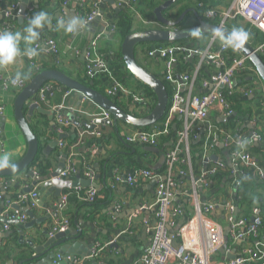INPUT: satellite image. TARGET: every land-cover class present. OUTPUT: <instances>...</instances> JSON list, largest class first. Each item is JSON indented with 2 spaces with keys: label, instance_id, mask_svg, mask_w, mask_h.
Listing matches in <instances>:
<instances>
[{
  "label": "built area",
  "instance_id": "obj_1",
  "mask_svg": "<svg viewBox=\"0 0 264 264\" xmlns=\"http://www.w3.org/2000/svg\"><path fill=\"white\" fill-rule=\"evenodd\" d=\"M95 0L93 8L84 16L87 24L102 16L100 2ZM135 0H116L118 7L130 6ZM66 4V2H65ZM17 7L12 5V9ZM10 17L11 11H5ZM82 15V14H81ZM217 15L214 9H208L206 16L213 18ZM222 26L237 18L249 22L256 29L264 34V0H232L230 5L218 13ZM111 33L115 32V25H108ZM6 28L0 29V31ZM40 54L33 59H29L32 69L36 68L38 58L44 54H59L60 48L54 37H48L43 43L37 42ZM97 39L90 42L84 56L86 61V72L90 78H95L98 74H106L110 78V84L107 86L106 94L109 97H132L130 101L133 107L140 111H147L141 107L145 99L136 94L132 88L117 80L113 75V69L107 59L101 58L97 51ZM257 51L264 52V43L256 47ZM230 47L226 40L217 34L210 35L206 44L202 47L195 45H177L158 43L147 49L148 58L161 59L164 62L162 76L171 86L170 103L161 125L153 126L150 129L138 128L127 137L131 143H142L144 146L158 147L160 138L168 136L171 133L173 125L176 124V140L165 151V168L167 174L161 175L152 168H142L135 172V175L122 177L119 174L115 176V183H128L134 185L140 180H153L155 187V222L151 220L144 221V229L150 234V241L144 248L142 258L139 264H264V238L260 236L262 226V216L260 209L255 207L252 210V216H238L236 210L238 206L231 196L225 203L228 210V234L225 233V227L212 220L209 214L216 211L220 205L211 198L202 200L201 190L207 189L212 184V177L219 169L230 167V175L235 185L240 184V179L248 177L249 171H254L256 177L264 179V167L253 156L251 148L256 143L262 142V135L255 129L257 117L252 118L253 131L250 137L246 138L239 135L232 129L225 128L221 130L219 126L210 123L209 114L215 107L219 106L224 117L229 121L237 117V110L231 101L233 93H241L236 82L237 74L242 72L252 73L250 61L246 55L240 53L237 56L229 54ZM182 56V57H180ZM190 63L185 66L186 70H181L180 63ZM12 77H3L0 72V118L6 114V105L2 101V92L8 89L21 91L28 80L22 78L16 85L11 83ZM198 78L199 84H198ZM245 87L243 94L252 95L254 89ZM56 84L48 82L42 86L38 95L34 98L38 103L46 102L53 96ZM69 91L67 92V94ZM86 97V96H84ZM88 98V97H87ZM54 123L58 124L57 131L63 135L64 127L70 124L67 112H75V108L68 106L65 102L53 106ZM77 112L92 117L93 123L98 119H111V114L103 108L99 113L90 114L86 111L77 110ZM149 113V112H148ZM227 121V122H228ZM179 123V124H178ZM224 133L225 144L231 146L230 166L225 160H209L218 144L219 135ZM100 135V131L90 132ZM84 134V133H83ZM4 127L0 125V153L6 152L3 143ZM203 139L201 146L200 164L202 167L195 172L192 163V142ZM246 139L247 146L240 149L237 146L238 140ZM65 146L63 141L59 143ZM73 162H66L65 167L60 171L59 178L67 180L75 174L76 168ZM185 166V169L180 168ZM86 176H93L94 171L87 167ZM37 175V172H35ZM188 176V188H180L176 180V175ZM69 180V179H68ZM77 194L87 203H93L98 197L99 191L96 187L89 189L79 188ZM25 196L30 201L32 208L38 207V192L33 190ZM185 195L193 204L194 214L177 229L178 221L183 214L179 206L175 204V197ZM23 195H19L20 200ZM68 204V198L62 196L57 209L53 212V223L49 230V235L53 236L58 232L66 231L71 225L72 220L65 214ZM8 219L18 218L20 222L27 221V215L20 213L18 209L11 214L6 212ZM9 224L2 226L7 230ZM242 242L238 246V256L234 259H228L226 253L233 249V246ZM245 242V243H243ZM225 248L222 259L219 250ZM102 253V246L97 245L92 251V255L98 257ZM216 258V259H215ZM68 259V257H67ZM61 260V255L57 254L54 263ZM76 261L83 263L79 257Z\"/></svg>",
  "mask_w": 264,
  "mask_h": 264
},
{
  "label": "crops",
  "instance_id": "obj_2",
  "mask_svg": "<svg viewBox=\"0 0 264 264\" xmlns=\"http://www.w3.org/2000/svg\"><path fill=\"white\" fill-rule=\"evenodd\" d=\"M84 1L85 0H0V29L6 28V30L11 31L22 30L25 26H27L29 18L35 12L41 10L46 11L51 17L52 23L51 26H46L41 31L39 42L43 43V40L46 38L54 37L59 44L60 52L57 55L44 54L40 56L38 58V64L41 68L48 66V69H54L58 64H61L68 70L71 77L75 79H84L85 76H87V70L85 67L83 68L80 65L84 62L86 66L85 56L84 60L81 59L83 55L82 50L85 47L88 48L90 46V38L92 35H94V39H97V53L99 50L98 39H100L99 42L101 47L107 42L112 41L113 34H106L102 32V29L110 30L108 25L112 24V21L116 20L119 15V12L115 11L109 2H104L102 0L99 4L102 16L91 22L92 24L88 28H82L77 34H69L63 30H57V21L60 19L79 17L85 21L84 16L81 15V12L79 11L80 4ZM94 1L95 0H93V3ZM157 1L160 5L166 0ZM224 1L229 2L232 0ZM194 3L195 0H183L177 5V8H182L185 5H187V8H192ZM13 4L17 5L15 9H12ZM5 11H11V16L8 17L5 14ZM182 12L177 15L176 18H179ZM194 15L195 14L193 12H190L185 16L183 21L186 20L188 25H192L196 21L194 19ZM138 18L139 17L135 19L133 26L134 30H141L137 29L139 23L138 21L140 20L145 23L144 26H154L151 28L159 26L158 21L151 19L145 21L142 20L141 16L139 18L140 20H137ZM55 19L56 24L54 25L53 20ZM114 42L115 49H121L122 42L120 43L118 40ZM20 47L22 49L25 47L23 41L21 42ZM187 64L190 63H185L182 66L181 64H178V66L181 67V70H186L187 68H185V66H187ZM148 65L149 68L155 72L162 73L164 70V62L161 61V59H149ZM0 72L3 74L4 78L13 77L17 72H21L23 74V78L29 81L32 78V65L28 58L20 57L18 58L16 64L8 66L7 68H0ZM244 74H247L248 76H244ZM253 77L254 76L248 72L237 74L235 79L238 84L237 88H240V91H242L240 94H243L245 87L250 86V84L247 83V80H251L255 84L256 80H254ZM88 78L92 79L90 77ZM244 78H246V81L243 80ZM125 82L126 86L129 88H132L134 91H139L140 82L131 75L126 78ZM258 86L264 90L262 81L259 82ZM68 91L69 93L67 94ZM18 93L19 91L14 89H8L2 92V101L6 105L7 110L5 116L0 118V125L4 127L3 143L5 145L6 152H10L12 154L13 162L18 161L25 154L27 148L26 139L14 116L13 105ZM253 94L249 96L254 98ZM61 102H65L68 106L75 108V112H69L74 117L71 118L70 116H67L70 124L65 127L66 129H64L65 132L63 135H66V137L61 140L65 146H61L60 144L57 147L52 146L48 153L41 152V156L44 160L50 161L51 167L55 168L57 165L56 158L60 155V153L63 152L64 154H67L66 162L72 161V164L76 168L75 174L68 178L74 183L79 182L82 177L87 178L88 176H86L84 171L87 167H90L94 171L95 175L98 176L94 179V182L97 186L95 187L99 191L96 201L92 204L87 202L81 204L79 200L75 199V195H72V191L77 194V190L79 188L89 189L94 186H85L78 183V185L73 188H65L62 192V196H66L68 198L65 213L72 218V224L75 220H78V228L83 230L82 241L89 242L94 240L96 244L103 245L102 253L98 256L99 264H139L144 248L150 241V234L144 229V221L151 220L152 223L155 222L156 183H154L153 180L142 179L139 183L134 185H130L128 183L116 184L114 181L115 176L117 174L122 177L130 175L134 176L137 170L149 168V162L153 165V167L150 168L164 176V174H167L165 164L154 169V165H157L160 161V154L150 151L155 155L144 156L139 151V148L137 149L138 145L144 146L142 143H131L127 141V137L138 129L134 126L119 120L116 126L101 124L93 130L91 128L93 126L92 117L83 115L77 112V110L95 114L99 113L102 108L91 99L82 97V95L77 91L65 88L59 90L56 86L53 96H51L46 102L39 104L42 109L53 113V106ZM130 111L136 114L141 112L136 107H131ZM240 114H237L235 120V131L237 134L249 138L253 131L252 118L254 116L248 117ZM44 119H47L51 124V120L48 118L47 114H43L39 110H35L32 116L31 124L41 127L40 123ZM209 120L210 123L216 125L217 127L219 126L221 130L225 128L232 129L230 127H226L228 120L224 117L219 106H215L210 111ZM93 131H100L101 134H91L90 132ZM58 136L60 135L53 137L50 141L52 142L56 140ZM225 140L224 133L222 132L219 135L218 149H214L212 155H216L219 160L228 161V165L230 166V153L232 147H229L230 144L226 145ZM46 144V142L43 143V148H45ZM259 145L260 143L256 146ZM161 153L165 154L166 152L161 149ZM193 155L194 153H192L193 169L197 172L202 167V164H200V157L197 161H195L193 160ZM81 168L83 172L81 171ZM161 168L164 169L163 173L158 172V169L160 170ZM79 173H81V177ZM18 176L19 175L11 178L13 181L11 186L7 183L9 178H0V185L4 184L2 190H0V203L6 199V207L3 211H0V250H5L6 248L13 255L10 260H6L3 264H19V262L28 256L27 254H29V246L27 244L19 243L18 234L13 233L9 236L5 235L6 232H11L17 229V225L14 224H9V228L7 230L2 229L4 222L1 221V219L7 218L5 213L16 211V209L12 208L14 205L20 207L19 211L22 214L27 215L25 212H22V209L28 208L34 212L35 218L46 217L45 220L37 223L36 226L28 232V236H36V242L39 243L42 240L40 233L43 230H50L52 227L54 220L53 212L49 211V208L52 206L58 207L60 203L58 202V197L56 198L53 192L47 195L45 199L39 198L38 207L32 208L30 201L25 198V196L29 195L24 194L23 191L27 186L32 184L33 179L26 178L25 175H21L19 178ZM188 179V176L176 175V180L180 188H188ZM40 187L41 184L38 183L34 190L37 191ZM47 190H49V188H47ZM19 195H23V197L20 198V200L15 199L16 196ZM215 196V194L206 193L205 196L202 195V200L211 198L220 205L218 210L216 208L214 213L209 214V217L212 220L221 223L225 227L226 233V228L228 226L227 217L229 213L225 203L228 201V198L224 199L223 202H220V200H218ZM42 204H44V207L41 206ZM175 204L183 211L178 224L181 220H184L185 216L191 217L193 204L187 196H176ZM15 236H17V243H19V246L11 242V237ZM112 242H116L118 246L111 247L110 244ZM241 244L242 242H238V244L233 246V249L237 248ZM232 250H230V252ZM56 253H58V251H56ZM23 264L29 263L24 261Z\"/></svg>",
  "mask_w": 264,
  "mask_h": 264
},
{
  "label": "water",
  "instance_id": "obj_3",
  "mask_svg": "<svg viewBox=\"0 0 264 264\" xmlns=\"http://www.w3.org/2000/svg\"><path fill=\"white\" fill-rule=\"evenodd\" d=\"M104 2H109L113 9L117 12L122 10V7H118L116 0H103ZM179 0H166L162 4L158 5L154 9L155 16L161 27L150 28L134 31L125 36L121 44V54L122 59L128 69L130 75L135 78L137 81L149 86L156 95V103L154 108L143 116H135L111 99L110 97L102 94L94 88V82L91 80L90 85H86L78 81L77 79L71 77L65 72L54 69L42 70L39 73L35 74L28 82V84L17 94L14 100V116L16 122L23 133L26 142L27 148L25 154L16 162L15 169H3L0 170V178L7 177L8 185H12L13 176L25 175L26 178H32L33 182L25 188L23 191L24 194L31 193L35 186L39 183L41 184L38 192V199H45L47 195L54 192V196L58 197V202L61 201L62 192L65 188H73L77 186L78 183H81L85 186H96L94 179L98 176L93 174V176H88L87 178H81L79 182H72L70 180H65L59 178L60 171L65 167L67 154L63 152L56 158L57 165L55 168H52L51 172L48 175H36V171L32 168V164L36 160L40 150L41 152L48 153L51 147L59 146V141H61L66 135H60L54 141H47L45 148L40 144L39 139L31 128V120L35 110H39L43 114H47L48 118L51 120V124H54L53 113L41 108V105L35 101V97L38 95L39 90L42 86L48 82H54L59 90L62 88L70 89L73 91L79 92L82 97L86 96L101 108L108 111L112 115V119H98L93 126V130L101 124L117 125V122L123 121L131 126L136 128H146L149 126H154L165 116L169 103H170V94L162 81V79L156 74L144 68L136 58V50L140 44L143 43H171L174 41H180L182 39L193 38L194 36L190 35V30L199 27L201 30V35H214L217 34L224 40H227L228 36L233 32L232 29L222 26L221 24H213L206 22L197 16L195 8H187L177 19H170L164 16L163 12L171 8ZM190 12H193L198 18V24L191 26L181 27L180 24L183 22L186 15ZM99 16L98 18H100ZM92 23L86 24L85 28H88ZM102 32L106 34H111L110 30L102 29ZM94 39V35L91 36L90 40ZM87 48L85 47L82 50L81 59L84 60V54ZM243 55H246L254 66L257 74L259 75L263 85H264V54L257 51L256 47L252 46L249 42H245L242 48L236 49ZM66 115L73 118L69 112ZM173 129L176 130V124L173 125ZM172 144V143H171ZM258 143H255V146ZM144 149L147 151H152L160 154L161 158L157 165H154V169L165 164V154L161 153L159 147L154 146H144ZM218 157L211 156L209 160H217ZM93 168V167H92ZM94 169V168H93ZM85 173V172H84ZM81 177V173H79ZM18 176V178H19ZM154 183H156L154 181ZM4 184L0 185V190H2ZM97 187V186H96ZM49 188V190H47ZM48 192V193H47ZM11 198V197H8ZM16 196L15 199H17ZM41 206L44 207V204ZM6 207V199L0 203V211H3ZM14 209L20 210L19 206H12ZM56 206L49 208V211L54 212ZM22 212H25L28 215V219L25 222H20L18 218L16 219H4L2 218L5 224H14L17 225V229L11 232H6L5 235L9 236L13 233L19 235L18 241L21 244H27L29 247V254L19 264H23L24 261L29 264H81L76 261V258L79 257L82 261V264H99L98 257L92 255V251L97 245L102 246L101 244H96L94 240L89 242L82 241L83 230L78 228V220H75L74 223L63 232H58L53 236L49 235V230H43L40 233L42 240L38 243L36 236H28V232L31 231L37 223L46 219V217L35 218L34 212L28 208H23ZM238 209L236 210V214ZM190 217L185 216L184 220H181L177 226L179 229L185 222H187ZM254 219V216L251 218ZM226 234H228V229L226 228ZM111 247L118 246L116 242H112ZM106 246V245H105ZM58 251V253H56ZM221 253L222 259L225 258L223 255L225 248L219 250ZM57 254L61 255V260L57 263H54ZM238 247L233 249L231 252L226 253L228 259H234L238 256ZM68 257V259H67Z\"/></svg>",
  "mask_w": 264,
  "mask_h": 264
},
{
  "label": "trees",
  "instance_id": "obj_4",
  "mask_svg": "<svg viewBox=\"0 0 264 264\" xmlns=\"http://www.w3.org/2000/svg\"><path fill=\"white\" fill-rule=\"evenodd\" d=\"M183 0H179L176 4H174L171 8L165 10L163 12L164 16L167 18H172L175 16L174 19H176L177 15H179L182 11H184L187 8V5H185L182 8H179L177 13L175 15H171L170 12L175 9V7L181 3ZM231 1L226 2L224 0H195V3L193 4V8H195L197 12V16L200 17L202 20L206 22H210L213 24H219V16L218 13L222 11L223 9L227 8L229 6ZM93 0H85L80 4L79 11L82 15H86L89 12H91L93 6H92ZM159 5V2L157 0H135L131 2L130 6H123L122 10L119 12L118 18L116 20L112 21L111 25H115L116 29L113 34L112 41L107 42L102 47L100 45V39H98V55L103 58L107 59L109 62V65L113 69V75L119 80L120 82L124 83L126 85V78L130 76V73L128 72V69L122 59L121 49L118 50L114 47V41L118 40L120 43L123 42L126 35L138 31L134 30V22L137 16H143L146 17L145 19L142 18V20L148 21V20H154L158 21L154 9ZM208 9H214L217 13V15L213 18H208L206 16V12ZM196 15H194V19L196 20L192 25L198 24V18ZM54 25L56 24V19L53 20ZM142 24H145L142 22ZM181 27L184 26H191L186 23V20L181 22ZM154 27V26H151ZM151 27H147L145 29H149ZM161 27V26H158ZM156 27V28H158ZM226 27L232 29L233 31L236 29H244L249 33V38L247 42H249L252 46L258 47L261 44L264 43V34L256 29L254 26H252L249 22L243 20L242 18H237L232 21H229L226 23ZM143 30V29H141ZM209 39V36L207 35H201L200 37H193L189 39H182L180 41H174L167 44H179V45H195L198 44L200 46H204ZM114 40V41H113ZM153 44L158 43H143L142 47H138L136 50V58L138 62L147 70L151 71L152 73L159 76L162 81L164 82L169 94H171V86L168 82L165 81V79L162 76V73L152 71L149 68V59L147 54V49L151 48ZM229 54L232 56H237L240 53L237 50H234L232 47H230ZM264 54V53H263ZM182 57V56H180ZM264 59V57H263ZM86 62V61H85ZM87 64V63H86ZM181 66L183 63H180ZM83 68L85 66V63L82 62L80 64ZM251 67H253L252 63L249 64ZM54 67V66H53ZM48 66H44L41 68L40 65H38L36 68L32 69V77L42 71L43 69H48ZM181 68V67H180ZM254 68V67H253ZM56 69L61 70L68 75L71 76V74L68 72V70L62 66L61 64H58ZM244 73V72H242ZM241 73V74H242ZM247 73V71L245 72ZM254 77L253 79L256 80L255 84L253 81H248L247 83L250 84L248 88L254 89V98H251L249 95L240 94L238 92H235L231 96V101L233 105L235 106L237 110V114L248 116V117H257V124L255 129L258 130V132L262 135V142H260L259 146H253L251 148V152L253 153V156L259 161L260 165L264 167V90L260 88L259 82H261L259 75L254 70L252 73ZM247 74H244L246 76ZM248 76V75H247ZM78 81H80L83 84L90 85V81L92 80L94 82V88L101 92L102 94L106 95V89L107 86L110 84V78L106 74H98L95 78L89 79L88 76H85V78H76ZM200 78H198V84H199ZM246 81V78L243 79ZM259 81V82H258ZM54 83V82H51ZM55 84V83H54ZM247 88V89H248ZM136 94H139V96L144 97L145 103L141 107H145L147 111H141L139 114L131 112V100L132 97H124L123 95H119L117 97H110L113 99L117 105H119L121 108H123L125 111L135 115V116H143L146 115L148 112H150L156 103V95L153 92V90L140 82L139 91H134ZM109 97V96H108ZM44 117V116H42ZM165 117V116H164ZM164 117L161 121L154 124V126L161 125V122L164 120ZM235 120L230 119L227 123L226 127L233 128L235 127ZM41 127H38L35 124H30L32 130L36 134L37 138L40 141V144L47 141H50L53 137L59 135L57 128L58 124L51 125L47 119H44L41 123ZM179 124V123H178ZM178 126V125H177ZM153 126H149L143 129H150ZM64 129H66L64 127ZM176 130L172 128L171 133L168 136H164L160 138V142L158 147L162 149L164 152L171 146V143L176 140ZM203 144V139L200 141H193L192 142V153L193 160L197 161L199 157L201 156V146ZM139 148V151L144 155H155L151 153L150 151H147L144 149V146L138 145L137 149ZM215 149H218V144L215 145ZM153 167L151 162H149V168ZM32 168L35 169V171L38 173V175H48L51 170V162L48 160H44L41 156V150L32 164ZM83 168V166H82ZM81 168V171H82ZM164 168V167H163ZM161 168L158 169V172L163 173L164 169ZM180 168L185 169V166H181ZM230 167H226V169H219L218 172L212 177V184L207 188H203L201 190V194L205 196L206 193L215 194L218 200L220 202H223L224 199H229L231 195H233L234 202L238 206L239 212L238 216H245L246 218H250L252 216V210L257 207L260 209V213L262 216V226L260 231V236L264 238V179H260L259 177H256V174L254 171H249L248 177H243L240 179V184L235 185L233 180L231 179L230 175ZM83 172V171H82ZM233 193V194H232ZM72 195H75V199L79 200L80 203H84L86 201L82 200L81 197L78 194H75L72 191ZM96 201V200H95ZM67 209V207H66ZM65 209V211H66ZM219 207L217 208V210ZM11 214V212H9ZM66 214V213H65ZM67 215V214H66ZM68 216V215H67ZM71 218V217H70ZM72 219V218H71ZM11 242L19 246L17 243V236L11 237ZM13 257L12 253L8 251L6 248L5 250H0V264H3L6 262V260H10Z\"/></svg>",
  "mask_w": 264,
  "mask_h": 264
},
{
  "label": "clouds",
  "instance_id": "obj_5",
  "mask_svg": "<svg viewBox=\"0 0 264 264\" xmlns=\"http://www.w3.org/2000/svg\"><path fill=\"white\" fill-rule=\"evenodd\" d=\"M51 17L46 11L35 12L28 21L27 26L22 30L0 31V68H7L17 63L18 58L26 57L28 59L36 58L40 51L36 45L40 39L41 31L46 26H51ZM86 27V21L79 17H73L70 19H60L57 21V30H63L69 34H77L82 28ZM190 35L194 37L201 36V30L199 27L191 29ZM249 38V33L244 29L234 30L227 38L226 43L234 50L242 48L245 42ZM25 44L22 49L20 47L21 42ZM23 78L21 72H17L15 76L11 78V83L16 85ZM248 144L246 139L238 140L237 146L240 149H244ZM16 164L12 160V154L10 152L0 153V170L3 169H15Z\"/></svg>",
  "mask_w": 264,
  "mask_h": 264
},
{
  "label": "rangeland",
  "instance_id": "obj_6",
  "mask_svg": "<svg viewBox=\"0 0 264 264\" xmlns=\"http://www.w3.org/2000/svg\"><path fill=\"white\" fill-rule=\"evenodd\" d=\"M177 11H178V8H177V6H176L175 9H173V10L170 12V14H171V15H175V14L177 13ZM139 15H140V14H139ZM139 15H138L137 17L140 18ZM139 18H138L137 20H140ZM142 18L145 19L146 17H143V16H142ZM174 18H175V16L172 17L171 19H174ZM176 19H177V18H176ZM138 22H139V23H138L137 29H144V28H146V27H151V26H152V25H151V26H144V24H142V21H141V20L138 21ZM159 26H160V24H159ZM142 45H143V44H140L139 47H142ZM193 214H194V210L192 211V215H191V216H193ZM215 259H216V258H215Z\"/></svg>",
  "mask_w": 264,
  "mask_h": 264
}]
</instances>
